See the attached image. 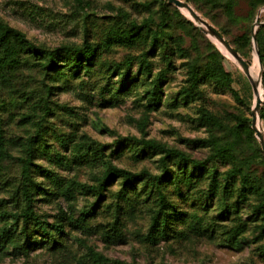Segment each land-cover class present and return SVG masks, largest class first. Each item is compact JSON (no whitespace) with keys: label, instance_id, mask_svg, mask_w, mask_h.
<instances>
[{"label":"rangeland","instance_id":"374dc122","mask_svg":"<svg viewBox=\"0 0 264 264\" xmlns=\"http://www.w3.org/2000/svg\"><path fill=\"white\" fill-rule=\"evenodd\" d=\"M183 1L248 65L257 64L264 132V62L252 37L264 26V0H198L201 12ZM161 13L165 26L151 25L155 45L148 38L134 46L122 42L132 23L156 24ZM0 18L40 48L80 47L85 40L95 48L93 65L77 74L66 64L44 70L36 57L23 53L0 79L2 149L13 157L0 160V211L18 212L12 199L21 180L18 159L32 148L41 189L31 197L32 210L48 223L64 224L62 244L52 247L38 235L27 243L10 219L0 221V232L6 228L14 237L0 238V264H264V221L252 216V206L264 197V153L250 125L254 92L213 39L164 0H0ZM218 56L230 87L202 78L192 84L189 68L202 73ZM202 113L225 127L204 124ZM131 138L207 160L203 172L187 167L198 183L183 190L178 206L185 224H176L168 240L148 239L150 213L138 189L127 187L121 197L123 183L112 181L100 197L95 192L109 163L136 173L160 172L159 156L141 157L122 145ZM93 148L99 150L97 160ZM217 150L222 158L213 157ZM214 175L220 189L227 184L234 191L229 207L245 185L257 193L248 192L236 213H225L222 198L208 196ZM206 224L214 236L204 231ZM236 227L244 228L236 244L231 235L219 234Z\"/></svg>","mask_w":264,"mask_h":264},{"label":"trees","instance_id":"16d2710c","mask_svg":"<svg viewBox=\"0 0 264 264\" xmlns=\"http://www.w3.org/2000/svg\"><path fill=\"white\" fill-rule=\"evenodd\" d=\"M82 1V0H79ZM195 5L197 10L198 0H188ZM201 12V11H200ZM205 14V13H203ZM206 15V14H205ZM167 22L164 13L159 16L158 23H154L152 20H145L142 23H132L127 33L122 35V42L134 46L141 40L148 38L151 46L157 43L156 32L152 29L151 25H155L156 29H161ZM190 24V23H188ZM256 40L259 46L260 60L264 62V26L258 29L255 33ZM180 52V49H178ZM28 53L33 57H36L42 64L43 69L56 71L63 68L62 65L66 64L69 70L77 74L81 69L90 68L94 63L95 48L91 43L86 40L80 47L75 46H62L53 50L40 48L30 42L25 35L9 26L0 18V79L5 78L6 71L13 64L20 54ZM189 78L192 84H196L199 78L208 79L222 88H229L231 79L221 65L219 56L207 65L202 73H199L195 68H189ZM261 112V119L264 121V107ZM201 120L206 125L217 126L224 128L225 126L221 120L209 113H202ZM248 137L251 138L252 131L248 127L246 128ZM253 140V139H252ZM3 134L0 128V160H11L13 157L5 153L2 149ZM123 146L135 148L138 156H159L158 163L160 172L158 174H151L146 170L138 173L131 172L123 168H118L114 165L106 164L105 170L101 177V185L95 192L100 197L102 192L105 191L112 181L122 182L121 197L125 195V189L128 187L131 190L138 189L139 193L137 197L141 198L143 204L150 213V227L148 233L149 240H168L173 237L175 232V225L185 224V214L178 206V201L182 199L186 192L193 190L197 183L196 172H188L187 167L191 166L196 170L203 172L205 170V164L207 160L191 159L179 150L167 148L153 140H143L131 138L123 141ZM97 160L98 148H93ZM34 156V150L32 148L27 150L25 158H19V168L21 180L18 184L15 192L12 194L16 206H18V212L11 213L6 210L0 211V221H7L10 219L20 234L26 239L28 243L34 235L40 236V239L44 244L51 245L52 247L61 245V235L64 232V224L48 223L40 219L32 210L30 200L32 195L39 193L40 183L36 181V172L32 169L34 166L32 159ZM213 157L222 158L223 152L217 150ZM36 166V165H35ZM175 166L176 168H173ZM39 167V166H38ZM230 172H235L230 170ZM230 173V174H231ZM231 176V175H230ZM83 186V185H79ZM227 184L220 189V183L216 179L215 175L211 177L208 185V196L213 198L220 196L222 198V204L225 205V213L237 212L238 203L247 199V193H257V189H254L250 185H245L242 189L238 190L235 203L229 207V199L234 192L232 189L227 188ZM246 186H248L246 188ZM44 191H42L43 193ZM63 196L71 198L72 196L68 191L62 193ZM255 215L259 216L260 220L264 221V197L259 198L258 201L252 206ZM88 213H84L87 215ZM259 218H256V220ZM191 231L196 230L193 224L187 225ZM204 227V226H203ZM205 232L210 230V235H215L216 231L211 229L208 224L203 228ZM10 230L2 228L0 232V238L13 242L14 237L11 235ZM244 232V228L236 227L229 229L226 233H219L220 235H231V240L236 244L235 236ZM181 234V233H179ZM208 234V233H206ZM27 247V246H26ZM26 247H22L20 250L24 252ZM261 253L264 254V246L260 248Z\"/></svg>","mask_w":264,"mask_h":264},{"label":"water","instance_id":"95a60500","mask_svg":"<svg viewBox=\"0 0 264 264\" xmlns=\"http://www.w3.org/2000/svg\"><path fill=\"white\" fill-rule=\"evenodd\" d=\"M168 4L173 5L176 9L183 12L196 26L211 39L217 40L218 46L225 50L230 56H232L238 63L244 75L249 80L253 92L257 93V84L250 80L249 78V65L248 63L238 54V52L229 44V42L216 31L203 17H201L197 11L187 2L183 0H164ZM255 31L252 33L253 42L255 44ZM259 63V62H258ZM262 102V97H259L254 103L251 111V129L254 133L256 140L260 146L261 151L264 153V132L261 125V120L259 116V109Z\"/></svg>","mask_w":264,"mask_h":264},{"label":"bare ground","instance_id":"6f19581e","mask_svg":"<svg viewBox=\"0 0 264 264\" xmlns=\"http://www.w3.org/2000/svg\"><path fill=\"white\" fill-rule=\"evenodd\" d=\"M214 41L216 43H218L217 40L214 39ZM223 52L231 61L235 62L238 65L237 61L232 56H230L225 50H223ZM249 78H250L251 81H253L254 83L257 84V93H255V92L253 93L254 94L253 95V104H254L257 101V99L259 97H261V89L259 87V82H258V69H257V64L256 63H255L254 67H251L249 65Z\"/></svg>","mask_w":264,"mask_h":264}]
</instances>
